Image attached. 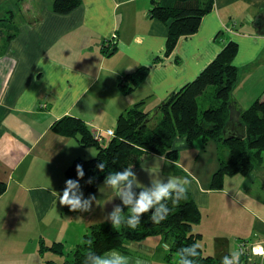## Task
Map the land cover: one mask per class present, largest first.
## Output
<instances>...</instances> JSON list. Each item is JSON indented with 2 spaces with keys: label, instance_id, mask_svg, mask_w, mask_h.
Here are the masks:
<instances>
[{
  "label": "crops",
  "instance_id": "0c3cea01",
  "mask_svg": "<svg viewBox=\"0 0 264 264\" xmlns=\"http://www.w3.org/2000/svg\"><path fill=\"white\" fill-rule=\"evenodd\" d=\"M10 2L12 5L13 0ZM50 2L35 0L23 9L22 15L21 9L18 33L3 47L0 40V181L7 186L0 197V260L3 257L13 264L62 260L63 255L50 251L56 259L44 260L48 252L40 257L38 247L29 249L32 241H61L70 250L91 224L107 222L113 207L123 206L118 197H113V190L104 187V181L91 195L95 200L90 211L71 212L60 204L57 194L64 189L65 168L75 157L93 155L94 147H83L74 138L54 133L50 129L54 119L69 114L81 117L92 127H114L118 114L141 100V108L154 114L161 100L192 80L221 49L223 42L212 40L220 30L239 44L233 59L237 68L250 67L264 51V0H214L197 32L181 36L173 53L150 67L140 87L123 95L115 86L117 76L149 64L154 55H162L165 50L167 27L146 16L150 0H81L66 14L53 12ZM38 14L39 19L34 21ZM232 19H242L249 26L244 31L230 30L228 21ZM113 32L117 48L107 56L101 48L108 44ZM175 56L180 58L179 63L174 62ZM120 95L124 98L120 99ZM232 96L236 108L246 107L242 99ZM78 183L82 200H87L90 195ZM239 189L242 193L246 190L245 186ZM194 190L193 198L200 208H209L210 196L202 197L201 190ZM226 198L228 201L220 202L221 215L216 220H212V210L207 211L213 226L200 229L204 234L216 233L200 239L204 253L216 258L236 250L238 238L264 234V215L258 213L246 229L231 232L226 225L227 218H232L226 215L227 203L237 206L244 202L235 194ZM13 217L15 226L18 219L21 221L13 226L16 230L8 220ZM25 219L33 220L34 225L19 227L27 222ZM250 225L257 233L251 231ZM1 229L10 235H1ZM129 243L140 245V254L154 260L148 262L140 255L134 261L133 253L117 250L105 255L119 252L128 257L129 264H168L164 258L168 244L160 235ZM10 245H15L16 256L7 255ZM240 264L248 263L242 260Z\"/></svg>",
  "mask_w": 264,
  "mask_h": 264
},
{
  "label": "trees",
  "instance_id": "16d2710c",
  "mask_svg": "<svg viewBox=\"0 0 264 264\" xmlns=\"http://www.w3.org/2000/svg\"><path fill=\"white\" fill-rule=\"evenodd\" d=\"M80 3L81 0H53L51 10L66 14ZM213 4L214 0H150L147 16L157 19L167 27L163 57L173 53L181 36L190 35L199 28L203 17L212 10ZM8 18V21L12 20L11 13ZM5 22L7 19H0V33L3 27L9 25L7 39H10L14 37L15 30H11L12 25ZM216 37H219L216 39L218 42L223 38L221 49L192 80L171 92L158 104L157 110L161 114L159 120L150 122L147 119L149 113L141 108V100L118 114L114 135L104 145L103 141L93 138L90 127L81 117L63 115L55 119L51 123V129L56 134L75 137L81 146L96 149L93 157H75L70 162L64 170L65 181L77 179L75 167L82 165L84 177L78 182L83 181L82 187L87 194H93L108 172L122 171L131 165L133 167L143 157L157 153L176 160L178 156L174 139L177 136L183 135L190 142L202 134L204 137L214 135L216 140L221 141L220 131L229 116V107L235 103L232 90L238 79V68L233 59L238 44L226 36L223 30L218 31ZM160 61L161 58L154 55L149 64H142L133 71L125 72L123 80L118 82L119 92L127 93L136 88L143 82L150 67ZM240 122L245 128L244 138L228 140L227 157L220 160L210 182L214 189L221 188L223 177L247 173L255 163L262 161L264 88L261 95L240 109ZM102 161L107 165L103 172L96 168ZM89 178H94L92 183H85ZM5 187L6 184L0 181V194ZM168 207L170 212L167 219L159 224L151 222L149 212L141 216V224L134 231L125 225L114 229L111 223H94L87 228L82 240L69 251L65 250L61 241L50 245L45 244L43 239L39 241L38 248L67 255L58 263L48 260L49 264H85L90 251L97 255H104L110 250L129 252L130 241L161 233L168 243L170 254L176 253L182 247L198 244L199 256L194 258V264H220L221 259L202 251L198 241L200 233L193 232L192 226L198 224L201 217L200 209L193 199L186 195L179 206L169 201ZM122 209L127 215V208Z\"/></svg>",
  "mask_w": 264,
  "mask_h": 264
},
{
  "label": "rangeland",
  "instance_id": "374dc122",
  "mask_svg": "<svg viewBox=\"0 0 264 264\" xmlns=\"http://www.w3.org/2000/svg\"><path fill=\"white\" fill-rule=\"evenodd\" d=\"M33 1L35 2V0H30V3H29V1L26 2V0H13L12 5H11L10 0H0V19H3V20L7 19V22H5V23L12 25V27L11 26L10 27H11V30H15L14 31L15 35L18 33V24L22 20V17H23L21 15H22V13L24 14L23 9H26V6L29 7L33 3ZM52 1L53 0H51L50 5H49L50 9H51V5H52ZM21 9H22V12H21ZM31 9H35V8H31ZM20 12H21V15H20ZM10 13L12 15V20L8 21V19H9L8 16L10 15ZM39 17L40 16L38 14L37 17L34 18V21L39 19ZM228 22H229L228 26H229L230 30H235L237 28L239 30L244 31L247 28L246 26H249V23H244V21L242 19H240L239 21H235L234 19H232ZM8 26L3 27L1 30L2 32L0 33V40L2 43V47L7 44L8 40H10V39H7ZM12 28H14V29H12ZM197 30L195 32H197ZM223 32L226 36H228L227 32L226 33H225V31H223ZM113 33L114 34L110 38L108 44H106V45L103 44L102 48H101L102 49L101 51L103 52V54H105L107 56L112 55L117 48L116 44H115V48H113L114 42L116 43V37H117L116 33L115 32H113ZM241 34L244 35L243 32ZM216 36H217V32L214 34L213 39H212L214 41V43L220 44L221 41L223 42V38H220L221 41L218 42L217 40L219 39V37L217 38ZM234 41H236V40H234ZM237 44H238V42H237ZM238 47H239V44H238ZM108 51H111V52L108 53ZM156 56H158L159 58H162L164 56V52L162 55L157 54ZM168 56H165V57H168ZM179 59L180 58L178 56H175L174 62L179 63L180 62ZM161 61H162V59H161ZM249 66L250 67H246L244 69H243V67L242 68L238 67L239 68L238 69V79H237V82L234 84V88L232 90V95H234L237 98L242 99L243 102L245 103L244 104L245 106H248L255 99V97L261 95V92L264 88V51L259 55V57L257 58V61H255L253 64H251ZM133 70H131V71H133ZM128 72H130V71H128ZM148 73H149V71H148ZM148 73H147V75H148ZM124 74L125 73H121L116 78L115 86H116L117 90H118V87H117L118 82H119V80H123L122 77ZM144 80H143V82H144ZM141 84H139L136 88H134L133 90H131L127 93H121V92H119V90H118V92L120 94H123V95H129V94L133 93L138 87H140ZM178 89H175L173 91H177ZM173 91H171V92H173ZM149 96H150V93H149ZM119 97H120V99L124 98V96L122 97L121 95ZM103 98H106V97L103 96ZM142 101H144V100H142ZM138 102H140V101H138ZM234 102H235V100H234ZM142 104H143V102H142ZM235 104H236V102L231 107L235 110V114L238 113L237 115H239V121H240V109L241 108H236ZM43 106H45V103L43 104ZM157 106L155 108L154 114H153V112H151V113L148 112L149 116L147 117V119L150 122H153L155 120H159V118L161 116L160 112L157 110L158 109ZM125 110H123V111H125ZM228 114H230V110H229ZM65 115H69V114H65ZM62 116H60V117H62ZM60 117H58V118H60ZM229 117H230V115L228 116L225 124L222 126V129L220 131L221 141L216 140L214 135L204 137V134H202L190 142H187L185 136H183V135L177 136L174 139V145L177 148L178 158L175 160V159L169 158L168 156H166L164 154L166 156V158L173 160L172 164H167V165L163 164L157 158L160 156V154L155 153V154H151L149 161H145L144 160L145 157H143L141 160H139L138 164H136L132 167V171L136 174L138 181L146 187H151L150 181L152 178H155L156 176H159L161 179H163L165 181L168 177H176V178L187 177L191 180V183L188 187V191H187L186 195L188 197L192 198L193 201L195 202V204L200 209V213H201L200 220L202 222L197 226H195L196 224H194L192 226L193 232H199L200 233L199 234L200 236L198 238L200 246H201L200 239H201L202 235L216 234L215 232L213 233V231H210V234H204V233H201V231H200V229L203 226H206L208 228L213 226V224L210 222V220L207 219V211L212 210V212H213L212 220H216V217L218 215H221L220 202H222V200H224V199L226 201H228V198H226L227 196L232 198V196L235 194L238 198H240L244 202L243 205H237V206H235V204L227 203L228 210L226 211V215L227 216L230 215L232 218L230 220H228V218H227V224L226 225L229 224V228H230L231 232L242 231L241 229H243V227H244V229H246V226L249 225L250 220L255 221L256 215H254V214L258 213V215L259 214H261L262 216L264 215V151L262 152V159H261L262 161L255 163V166L252 168L251 171L244 173V174H235V175H228V176L223 177L222 186L219 189H214L210 186V182L212 180L213 173L215 172L220 160L227 157V153H228L227 142H228V140L233 139V138L234 139H236V138L242 139V138H244V135H245V128H244V135L241 138L240 137H233V136H230V137L225 136L226 133L223 131V129H224L227 121L229 120ZM116 119H117V117H116ZM87 125L91 129L93 138L96 140L103 141V144L106 145L108 143L109 139H111L112 136L114 135V128L116 126V121H115L114 127H102V128L98 127V126L92 127L89 125V123H87ZM50 129H51V124H50ZM64 137H67V136H64ZM71 138L76 139L75 137H71ZM78 144H79V142H78ZM83 147H91V146H83ZM91 151H92L93 155H91L90 157H85V158H91L96 154V149L91 148ZM80 183H81L80 185H81L82 190L85 193H87L84 190V188L82 187L83 181ZM241 186L242 187L245 186V188H246L244 193L240 192L239 188ZM195 188H198L199 190H201L203 192L202 197L206 196V195L210 196L212 201L210 203L209 208H207V207L200 208L201 206L198 203H196L195 199L193 198V196H194L193 191L195 192V190H194ZM6 189H7V186L5 187L4 192L2 194H0V197L6 192ZM96 191H97V189H96ZM139 191H140V189L133 187L134 193L138 194ZM89 195H92V194H89ZM234 198H235V196H234ZM199 201L201 202V200H199ZM124 207L125 206L123 205L122 208H124ZM66 208L68 211H70L67 206H66ZM228 211H229V213H228ZM71 212H75V211H71ZM8 220L11 221L10 226L12 227V229H15V227H17L21 223L20 219H18L16 221V226H15V222H14L15 218L14 217L9 218ZM26 221H27L26 223H24L23 225H21L19 227H24L27 225H32V226L34 225L33 220L30 219L29 221L28 220H26ZM221 221L223 222V219H221ZM102 223H106V222H102ZM107 223H110V221H107ZM253 223L254 222H252L251 225H253ZM251 225H250L251 231L257 233L258 230H255L254 227ZM13 226H15V227H13ZM194 227H196V228L194 229ZM1 235H10V234L5 233V231H3L1 229ZM150 235H160L164 239V237L161 233L160 234L159 233L150 234ZM81 240L82 239H80V241ZM136 241H139V240H136ZM259 241L260 242L264 241V234H262V236H260L258 238L253 236L252 234H250V236L240 237L237 239L236 250H239L242 253L240 261L244 260L248 264H264V253L263 252L255 253L252 249V247L254 245L255 246L258 245L257 243ZM1 242L5 243L6 241L1 240ZM52 243H50V245ZM38 246H39V241L36 239L35 244L32 241L29 249H36V247H38ZM128 247H129L128 248L129 252L133 253L134 261H137L141 255L140 254V245L130 246V243H128ZM14 248H15V245H10V247L8 248V250L6 252L7 255H10V257L16 256V254L14 253ZM201 248H202V246H201ZM37 250L39 252L40 257H43V254H45L48 251L53 252V251L48 250V249L40 250L38 248ZM65 250L69 251V249H66V247H65ZM202 251L204 252L203 248H202ZM53 253L58 254L56 252H53ZM60 255H62V254H60ZM65 256H67V255H65ZM65 256H63V257L65 258ZM141 257H142V259L144 257L146 259V261H148V262H151L154 260L152 257L147 258L144 255H141ZM48 258H54V260L56 259V257L51 255L49 252L44 255V260H46ZM164 258L166 260V263L168 262V264H177L176 253L174 252V253L170 254L169 246H168V253L166 254V257H164ZM15 259L17 261L19 260V258H17V257H15ZM218 259H222V258H218ZM62 260H63V258H62ZM62 260H60V261H62ZM47 261L48 260H46V262ZM60 261H55V262L58 263ZM13 263L14 262H6V260L3 257L0 260V264H13ZM20 264H24V261H22Z\"/></svg>",
  "mask_w": 264,
  "mask_h": 264
},
{
  "label": "clouds",
  "instance_id": "9594fccd",
  "mask_svg": "<svg viewBox=\"0 0 264 264\" xmlns=\"http://www.w3.org/2000/svg\"><path fill=\"white\" fill-rule=\"evenodd\" d=\"M157 158L165 165L173 163V160L166 158L164 154ZM106 167L107 165L103 161L96 165L97 170L101 172ZM75 171L77 179L66 180L62 194H57L59 202L61 205L67 206L70 211H90L95 197L90 195L87 200H82L78 181L84 177L83 166L76 165ZM93 179L89 178L85 183L90 184ZM190 183L191 180L187 177H168L165 181L156 176L150 181L151 187H146L138 181L136 174L132 171V165L123 168L122 171L108 172L104 178V187L113 190V197H118L121 200L127 208L128 214L125 215V211L120 206H114L106 219L110 221L114 229L125 225L134 231L141 224V216L151 212L149 219L152 223L159 224L169 215L168 202L171 201L173 205L179 206L180 201L186 197ZM133 187L140 189L138 194L133 192ZM198 248V244H192L178 249L176 252L177 264H194V258L199 256ZM109 255L112 257L111 259L108 258ZM241 255V251L234 250L223 256L220 264H240ZM85 264H129V259L115 251L107 255H97L90 251Z\"/></svg>",
  "mask_w": 264,
  "mask_h": 264
},
{
  "label": "water",
  "instance_id": "95a60500",
  "mask_svg": "<svg viewBox=\"0 0 264 264\" xmlns=\"http://www.w3.org/2000/svg\"><path fill=\"white\" fill-rule=\"evenodd\" d=\"M230 117L227 121L223 131L226 133L225 136L242 137L244 135V126L239 121V115L234 113L233 108L230 106Z\"/></svg>",
  "mask_w": 264,
  "mask_h": 264
},
{
  "label": "built area",
  "instance_id": "2783aa9c",
  "mask_svg": "<svg viewBox=\"0 0 264 264\" xmlns=\"http://www.w3.org/2000/svg\"><path fill=\"white\" fill-rule=\"evenodd\" d=\"M258 245H254L253 247H252V249H253V251L255 252V253H259V252H263L264 253V241H262V242H258L257 243ZM262 253V254H263Z\"/></svg>",
  "mask_w": 264,
  "mask_h": 264
},
{
  "label": "flooded vegetation",
  "instance_id": "af4514ba",
  "mask_svg": "<svg viewBox=\"0 0 264 264\" xmlns=\"http://www.w3.org/2000/svg\"><path fill=\"white\" fill-rule=\"evenodd\" d=\"M262 26H264V20H263V24H262Z\"/></svg>",
  "mask_w": 264,
  "mask_h": 264
}]
</instances>
